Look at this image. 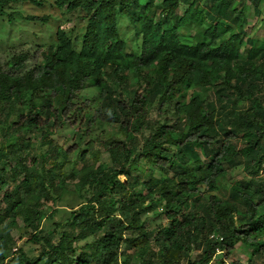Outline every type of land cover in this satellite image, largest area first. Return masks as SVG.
Listing matches in <instances>:
<instances>
[{
	"label": "trees",
	"instance_id": "trees-1",
	"mask_svg": "<svg viewBox=\"0 0 264 264\" xmlns=\"http://www.w3.org/2000/svg\"><path fill=\"white\" fill-rule=\"evenodd\" d=\"M19 1L0 0V16L19 15L7 10ZM56 3L86 22L79 47L58 26L46 46L22 43L0 51V131L5 141L12 130L14 138L20 134L9 145L16 166L7 172L5 160L0 167V264H243L234 258L238 243L263 255V187L234 182L228 197L223 187L226 164L258 172L264 165V36L246 30L254 16L264 22V0ZM122 21L131 27L135 48L121 32ZM131 82L147 89L126 98L112 88ZM89 87L98 89L96 96L81 100ZM155 101L164 120L140 143L137 134L150 125ZM241 101L250 105L239 109ZM84 116L89 128L82 136L96 124L104 131L118 124L124 138L112 134L101 141L110 164L87 163L79 171L73 165L71 173L81 177L71 184L67 171L47 163L77 152V145L64 151L53 142ZM39 129L47 148L30 165L31 142L21 136ZM241 134L245 145L239 147ZM86 151L77 154L80 160ZM141 159L149 163L145 180L130 171ZM8 175L14 185L4 190ZM82 187L87 190L79 193L85 199L79 207L44 229L45 219L54 221L59 212L55 204ZM20 219L30 242L41 245L39 257L13 249ZM150 219L158 224L148 225Z\"/></svg>",
	"mask_w": 264,
	"mask_h": 264
},
{
	"label": "rangeland",
	"instance_id": "rangeland-1",
	"mask_svg": "<svg viewBox=\"0 0 264 264\" xmlns=\"http://www.w3.org/2000/svg\"><path fill=\"white\" fill-rule=\"evenodd\" d=\"M41 5H33L29 0H20L19 2H13L11 4V8L7 9L10 10H18L20 12L19 15H15V17L10 20L9 15L6 16H0V51L12 48V46H18L22 43H34L38 45L46 46L48 43L52 42L55 38V32L57 27H61L63 30H65L68 35L74 40L75 45L77 47L80 46V42L82 40L84 30H85V21H81L78 16L80 14L78 12H72L67 13L61 8H59L58 4L56 3V0H41ZM204 4V3H203ZM239 4L238 6H240ZM250 11L253 13V5H250ZM184 11V6L181 8V12ZM40 16V17H47V20H41V19H32L29 18L30 16ZM263 17L254 16L250 19L249 24L246 27V30L253 35L256 33L258 36H264V22L262 21ZM263 22V23H262ZM121 32L124 33V36L126 38H129V43L132 46V48H135V43L133 39V32L131 30V27L127 25L125 21L121 22ZM247 50L243 51V55L246 54ZM138 52V51H137ZM134 82H131L127 86L118 85L117 83H113L112 88L115 91L116 94L122 93L126 98L128 96H131L135 89H138L139 92H143L146 90V87L143 88H137L136 85H134ZM263 90L260 91L262 93V101L264 102V85ZM97 88L95 87H89L85 89L82 92L81 100H84V98H93L97 94ZM198 93L204 91V88H198L196 90ZM214 92L211 91L210 95L208 96L207 100H213L214 98ZM157 101L154 102V108H152L151 113L149 114V123L150 125H144L142 128V132L137 134V138L140 143L144 141V139L150 135V133L153 132L155 125H157V121L161 120L163 117L159 114L157 107H156ZM20 105V104H17ZM228 107V109H233L232 104ZM237 107L239 109L243 107H248L250 105V101H241L237 102ZM94 111V109L92 110ZM231 116V115H230ZM229 117V116H228ZM235 116H231V118H234ZM16 120L15 117H13V120ZM88 116H84L82 119L79 118L75 124L74 127L69 128L65 127L64 130L61 132H57L55 138L56 141L53 142V144L57 143L62 147L64 151L68 150L70 147L77 145V152H71L67 157H65L63 154H60L57 156L56 160L47 163V166L49 165H58V171L62 167L64 171L68 172L69 180L68 182L71 184L77 183L80 180L81 173H77L75 176L73 173H71V168L74 165L77 171L82 169V167L89 163L92 164L94 162L98 164L100 163H111V158L109 156V153L105 150L104 146L102 145L101 141L106 140L108 136L115 134L120 135L124 138V135L119 131L118 124H114V126L107 125L106 130L104 131L101 124H96L91 130V134L87 136L83 133L89 128L88 126ZM162 119L161 121H163ZM75 130V131H74ZM43 130L39 129L36 131H32L30 133H24L21 138H25V140H30L31 142V148L28 150L29 153L26 155V162L30 165L33 164V162L37 159H39L40 155L44 152V150L47 148L46 140L42 139ZM189 131V130H188ZM22 134V133H21ZM15 133L12 130L7 136V140L5 141L4 133L0 131V167H2L1 162L5 160H9V164L6 166V171L9 172L13 167L16 166V161L14 157V151L9 146L11 145V142L17 141V139L20 137V134H17L19 136L15 137ZM95 137V138H94ZM243 134L240 135L239 139L237 140V144L239 147H242L245 145V142L243 140ZM93 139V142L89 144L90 139ZM261 142L264 145V135L261 137ZM5 143L3 147L1 148V144ZM62 150V151H63ZM82 150L86 151L85 160H80L79 155ZM203 159L207 160L206 156L202 153L201 155ZM76 162V163H75ZM58 163V164H57ZM149 166V163L145 159H141L139 161V164L131 167L130 171L133 176L140 177L141 180H145L148 178V174H146V169ZM226 175H225V182L223 187V195L225 197H228L230 195V187L232 183L234 182H240V181H246V182H252L251 184L256 187H260L264 189V166L260 169V172H258L257 168L250 167V168H244V165L239 166H229L226 164ZM42 171V170H40ZM170 173V172H168ZM156 177L160 176L159 171L155 172L154 174ZM121 179L124 181L126 180L125 175L120 176ZM8 183L5 185L4 190L8 189L9 187H12L14 185V181L11 178V175H8L7 177ZM72 189V188H71ZM74 189V188H73ZM87 187H82L78 191L75 190H69L67 192V195L64 196V198L59 201L57 204H55L54 207L58 208L59 212L56 214L54 221L49 220L48 218L45 219L43 222L44 229H50L52 226L54 227V222H61L66 221L69 211L72 209H77L81 202L84 199V197H80L79 193L86 192ZM3 199V193L0 192V208L4 205L1 201ZM53 207V208H54ZM52 208V209H53ZM162 207L160 206L157 211H159ZM49 209V210H52ZM145 216H148V214H145ZM150 217V215L148 216ZM158 219H150L149 224L151 226H154L158 224ZM168 224V222H166ZM24 223L20 219L19 220V229H16L14 232V237L16 239L14 243L13 249H23L30 258H36L39 257V255L42 252V247L40 244H35L30 242V231L25 230L23 227ZM61 229L59 228V231ZM58 233H55V236ZM56 237L54 240L57 241ZM88 240H83L79 242V246L85 245ZM155 248H157L156 245H154ZM253 248L247 245H244L242 243H238L236 250L234 251V258L237 261H240L243 264H264V254L263 255H255L253 256ZM197 249H193L190 252V255L192 257L197 256ZM80 254V251L76 254L78 257ZM222 252L219 253L217 256L218 258L221 257ZM253 256V261L248 262L249 258ZM42 264V263H40Z\"/></svg>",
	"mask_w": 264,
	"mask_h": 264
},
{
	"label": "built area",
	"instance_id": "built-area-1",
	"mask_svg": "<svg viewBox=\"0 0 264 264\" xmlns=\"http://www.w3.org/2000/svg\"><path fill=\"white\" fill-rule=\"evenodd\" d=\"M264 166V165H263ZM211 237H214V238H219V235L218 234H216V233H214V234H212L211 235Z\"/></svg>",
	"mask_w": 264,
	"mask_h": 264
}]
</instances>
